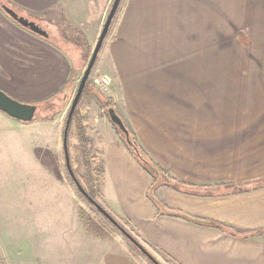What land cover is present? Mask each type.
<instances>
[{
	"label": "crops",
	"instance_id": "crops-1",
	"mask_svg": "<svg viewBox=\"0 0 264 264\" xmlns=\"http://www.w3.org/2000/svg\"><path fill=\"white\" fill-rule=\"evenodd\" d=\"M6 1L58 32L62 25L82 33L97 31L109 3ZM49 39L0 7V89L27 103L56 96L65 108L79 58ZM92 71L107 79L95 86L161 171L164 181L153 192L165 207L251 234L234 236L158 209L149 198L154 176L129 151L105 105L95 95L86 104L83 91L68 132L104 209L169 264H264V0H120ZM6 116L0 111V122L13 131L18 123ZM54 199L36 210L40 245L52 261L78 264L77 247L60 257L73 245L62 220L73 207ZM96 263L140 264L110 247L91 249L84 264Z\"/></svg>",
	"mask_w": 264,
	"mask_h": 264
},
{
	"label": "rangeland",
	"instance_id": "rangeland-1",
	"mask_svg": "<svg viewBox=\"0 0 264 264\" xmlns=\"http://www.w3.org/2000/svg\"><path fill=\"white\" fill-rule=\"evenodd\" d=\"M112 1L109 0L101 17L100 25L95 32L92 30L82 33L76 29L73 31L70 27L66 29V32L62 25L60 28L63 29L58 32L54 26L48 23L35 21L34 15L25 16L46 30L49 40L56 42L73 56L78 57L79 67L70 76L71 85L74 87L67 107L64 108V102L55 96V98H51V107L49 108L42 106L43 100L34 103L38 106V110L35 118L30 122L19 124L18 121L6 116L12 123H18L13 131L8 124L0 122V264H72V262L56 263L52 261L50 258L53 257L45 255L48 246L40 245V231L37 225L39 215L36 210L41 206H47L46 200L48 206H53L52 202L56 201L54 197H57L58 201H62L65 208L70 204L73 207L72 217L68 212L62 214L65 226L63 236L67 239L70 236L73 237V245L72 247L70 245L63 246L61 251L63 256L60 255V257L64 258L69 249L73 248L74 252L77 247L78 264H84L91 249L98 253L110 247L113 250L126 253L136 263L153 264L80 194L66 169L62 148L63 127L69 106ZM1 2L6 5L8 3L6 0H1ZM7 6L15 10L11 5ZM57 33L60 35H55ZM94 78L91 70L83 89L85 93L83 99L86 100V104H89L90 99L87 97L95 95V98L92 97V99L101 101L100 104L105 105L104 110L107 116V108L113 107V105L108 104L107 97H104L98 86H95ZM77 109L78 107L74 112ZM17 125L21 126L17 127ZM74 139L75 134L69 130L67 150L71 170L84 190L103 207L98 191L94 183L91 182L93 179L91 180L89 176L90 180H88L86 165L79 163L77 144ZM94 175L97 174L94 173ZM163 181L160 177V184ZM67 196H69L68 201H65ZM50 218H52L51 221H54L55 214H52ZM113 218L134 237L124 223ZM75 223H77L78 230ZM30 227L32 228L29 229ZM76 241L77 245H75ZM142 247L160 264H169L149 247L145 245Z\"/></svg>",
	"mask_w": 264,
	"mask_h": 264
},
{
	"label": "water",
	"instance_id": "water-1",
	"mask_svg": "<svg viewBox=\"0 0 264 264\" xmlns=\"http://www.w3.org/2000/svg\"><path fill=\"white\" fill-rule=\"evenodd\" d=\"M120 3V0H113L110 8L108 10V13L105 17L104 23L102 25L101 31L98 35L97 41L94 45V48L92 50V53L89 57V60L87 62V65L85 69L83 70V73L80 77V80L78 82L75 94L72 98L71 104L69 106L67 116L65 119L64 127H63V136H62V148L64 153V160L66 169L69 173V176L73 180L76 188L80 192V194L86 198L96 209L99 211L110 223H112L125 237L128 239L141 253H143L149 261L153 264H160L152 257L148 251H146L142 245L136 241L134 237L130 233H128L100 204H98L80 185L78 180L75 178L71 167L69 163V157H68V150H67V135H68V129L70 125V121L73 115V112L79 102L80 96L82 94V91L86 85V82L88 80V77L90 75V72L92 70V67L95 63V60L97 58V54L100 50V47L102 45V42L109 30L110 24L112 22V19L117 11L118 5ZM2 10L10 17L12 18L16 23H18L20 26L28 29L29 31L47 38L48 32L44 30L38 23H36L32 19H28L27 17L18 14L15 10L8 7L5 4L1 5ZM38 106L34 103H27L22 102L19 100H16L15 98L11 97L4 91L0 89V111L5 113L8 117L13 118L20 122H30L32 121L37 113ZM107 116L109 120L123 133L124 140L128 145H131L132 142L130 140V132L128 128L125 126L124 122L120 118V116L116 113L115 109L113 107L107 108ZM157 176L159 175L158 172H156Z\"/></svg>",
	"mask_w": 264,
	"mask_h": 264
},
{
	"label": "trees",
	"instance_id": "trees-1",
	"mask_svg": "<svg viewBox=\"0 0 264 264\" xmlns=\"http://www.w3.org/2000/svg\"><path fill=\"white\" fill-rule=\"evenodd\" d=\"M4 4L1 2L0 0V7L1 5ZM48 39V37L46 38ZM51 98H55V96H52L50 98H47L45 100H43L41 102L42 106L45 108H49L51 107L50 103H51ZM112 123V122H111ZM112 125L114 126V128L117 130V132L119 133L121 139L123 140V142L125 143V145L127 146V148L129 149V151L132 153V155L137 159V161L142 165V167L144 169H146L152 176H154V181L152 183V185L150 186L149 189V198L152 201V203L158 208L161 209L167 213L173 214V215H182L186 218L192 219L194 221H198V222H202V223H206L208 225L214 226V227H218V228H222L225 229L227 231H229L232 235L234 236H241V237H246L247 235L251 234V232H239L236 231L230 227L224 226L220 223L214 222V221H210V220H204V219H198V218H194L191 217L187 214L178 212V211H174V210H170L167 207H165V205L154 195V188L160 184V177H161V171L154 165L151 163V161H149L146 156L144 155V153L142 152V150L139 148V146L136 144L133 135L130 132V140L132 142L131 145H128L125 140H124V135L123 133L112 123ZM156 172L159 173V175L157 176ZM260 185H264V178L262 180H260L258 182Z\"/></svg>",
	"mask_w": 264,
	"mask_h": 264
},
{
	"label": "built area",
	"instance_id": "built-area-1",
	"mask_svg": "<svg viewBox=\"0 0 264 264\" xmlns=\"http://www.w3.org/2000/svg\"><path fill=\"white\" fill-rule=\"evenodd\" d=\"M93 83L95 85L106 84L107 83V79L105 77H103V78H95V79H93Z\"/></svg>",
	"mask_w": 264,
	"mask_h": 264
}]
</instances>
